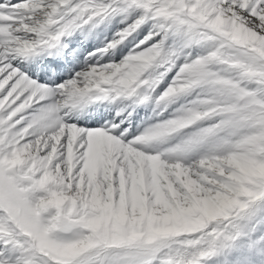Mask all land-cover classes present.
I'll return each instance as SVG.
<instances>
[{"label": "snow or ice", "instance_id": "1", "mask_svg": "<svg viewBox=\"0 0 264 264\" xmlns=\"http://www.w3.org/2000/svg\"><path fill=\"white\" fill-rule=\"evenodd\" d=\"M0 264H264V0H0Z\"/></svg>", "mask_w": 264, "mask_h": 264}]
</instances>
